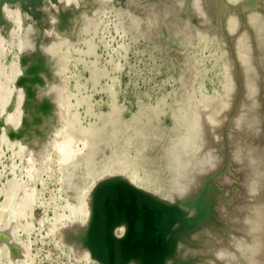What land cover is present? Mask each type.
Segmentation results:
<instances>
[{
	"label": "rangeland",
	"instance_id": "obj_1",
	"mask_svg": "<svg viewBox=\"0 0 264 264\" xmlns=\"http://www.w3.org/2000/svg\"><path fill=\"white\" fill-rule=\"evenodd\" d=\"M151 1L145 0L148 3ZM180 1L184 4L181 5L182 14L179 15L191 19L189 21V18L188 20L185 18L184 21L181 16H175L177 20L180 17L179 26L184 33L173 37L172 33L170 35L167 33L168 30L162 29L160 40L161 44L165 45L163 47L154 35L162 24L144 15L142 3L136 5L133 2L127 6L122 0H0V35L3 38L8 39L14 29L19 32L17 25L5 18V3L11 10H18L21 17L22 34L19 35L20 42H17L20 45L22 43L23 49L19 51L17 47L11 49L6 45L8 51L5 49V53L8 56L5 60L7 63L5 61L4 63L8 65L13 60L21 66L22 76L16 81L15 87L24 91L20 105L22 117L17 128L13 129L11 124L5 123L10 129H7L5 143L0 148V191L10 190L6 185L10 180L13 181L12 173H15V178L24 182L27 188L24 192L26 200L32 203L33 208L35 206L32 217H29V210L26 209L27 213H23V221L21 220V228L29 226V229L24 228L28 236L23 235V239L26 240L28 237L30 245L25 261L19 264H107L105 259L95 258L96 256L89 252L86 241L76 246L66 243L61 238L62 223H59L61 219H58L64 217L63 215H72L71 209L77 211V208L86 201L89 206L93 205L90 203H94L95 200L91 198H95L91 192L92 182L101 176L111 174H116L120 178L134 176L146 187L156 189L159 187L158 189L164 191L166 185H171L169 190L171 195L176 197L175 202L180 205L182 215L180 217L183 221H180L182 219L179 217L174 223L176 251L172 253L174 255L170 264H233V260L237 259L239 260L237 264H249L245 260V256L248 255L246 247L248 245L251 247L254 242L251 243L246 237L247 232L255 230L256 225L253 226L254 229L248 225H251L249 222L257 221V213L246 211L247 213L238 217L236 222L234 221L236 216L232 214L236 215L237 211H234L235 207L232 204L227 203L225 209L231 210L227 209L229 213L225 209V212L223 211L228 217L225 215L226 217L220 219L222 225H226L219 227L225 230L220 232L221 236L218 232L221 229L218 228V233L215 232L217 227L210 222H205L204 226L201 211L188 204L190 198L213 199L216 194L214 189L224 190L228 185L222 184L221 181L227 180L229 184L230 180L232 181L227 175L229 178L226 177L225 180L215 179V183H210V172L215 171L214 166L217 167L219 164L216 163L218 158L224 154L223 151L220 153L221 149L216 146V142L219 145L223 140L214 139L212 143H215V147L213 144H211L213 147L206 145L202 129L208 124L205 121L210 118L208 115L214 114L218 110L217 107H220V101L223 102L225 96L228 98L230 94L231 78L228 66L233 59L230 54L234 48L231 46V40L243 32L239 29L241 22L236 31L228 29L223 13L221 11L219 13V10L224 9L216 0L209 1L217 3L211 7L217 10V23L222 20L220 26L208 15L209 12L216 11L214 8L207 11L209 10L205 8L207 4L203 8L204 4L200 3L198 10L201 9L199 7L202 9L199 12L204 13L206 10L205 14L208 12L206 14L208 17H202L204 14L199 17L198 10L195 11L197 15H194L193 10H189L191 0ZM236 1L238 2L233 3L238 5L241 0ZM94 10H98L95 15ZM233 10L237 11L236 6ZM189 11L193 13L190 15ZM191 16L195 19L198 16L199 20H202L201 24L197 23L198 18L195 20ZM192 19L196 23L191 21ZM188 22L193 24V27L188 29L189 33ZM211 23L210 29L215 28V34L209 36L210 30L205 29ZM202 26H205V29ZM231 31L235 33L230 35ZM243 35L240 34L239 37L243 38ZM225 52L229 55L224 56L227 54ZM224 58H228L229 63L224 61ZM22 78L24 82H21ZM43 101L48 105L46 111L41 108ZM202 113L207 116H203ZM200 115L202 118L206 117L203 119L205 125L202 124ZM38 125L42 126L39 128ZM13 133L17 135L13 136ZM15 139L16 141H13ZM69 141L70 143L74 141L70 144L72 147ZM64 142H68L69 148L65 149ZM75 143L84 148L82 152H74ZM242 143L238 146H244L242 149L245 154L247 147ZM227 144L229 145L225 143L224 146L228 147ZM166 146L169 147V155L164 156L169 167H165L171 170L160 169L153 158L155 152L164 153ZM238 146L232 144L233 148H228L230 152L228 154L232 156L235 149L241 150ZM65 150L70 159L61 154ZM216 150L219 151L218 154ZM204 152L208 153V158H205ZM236 152L233 154L235 156H232L233 160L241 159L242 152L239 151L237 154ZM14 167L16 168L13 169ZM167 170L171 171L169 175ZM166 175L169 177H165ZM206 180H210L209 183ZM76 184L81 187L77 189L78 195L74 196L70 190L74 189ZM202 185L204 190L201 188ZM209 186L212 190H206ZM229 193L231 194V191ZM1 194L0 203H4L5 197ZM211 205L213 204L210 203ZM243 216L246 221H243L245 220ZM224 219H228V225ZM242 237L245 238L243 244ZM0 254V264H9L8 260L3 258L2 252ZM115 261V264H122L118 253ZM128 264L140 263L130 261Z\"/></svg>",
	"mask_w": 264,
	"mask_h": 264
},
{
	"label": "bare ground",
	"instance_id": "obj_2",
	"mask_svg": "<svg viewBox=\"0 0 264 264\" xmlns=\"http://www.w3.org/2000/svg\"><path fill=\"white\" fill-rule=\"evenodd\" d=\"M213 1L208 0V2L206 1L207 2L206 3L205 0H191V4L189 3L191 9H189V10H193L194 15L195 14L197 15V12H195V11L198 10V6L201 3L202 5L204 4L203 8L207 4V6L205 7L207 9L209 8V10H207V11H212V10H210V8L211 9L214 8V7H211V5L214 4V2H215V1L214 2ZM216 1H218L219 6L222 7V9H224L223 11L219 10V13H220V11L223 13L228 29H230L232 31H236L237 27L239 26V22H241L240 23L241 25L242 24L244 25V27L242 25L243 28L241 27V25H240V28L238 27L239 29H241L243 31V32H241L239 30L241 32L240 33L241 35L244 34L243 38H241L242 36L239 37L240 34L237 35V33H236V35L238 36V39H237L236 35H233V36H236L235 39L230 38V39H232L231 40L232 41L231 46L232 47L234 46V48H232L233 50L230 49V50H232L230 56H232L233 59L230 58V59H232L230 64H229L230 66L227 65L230 68V70H229L230 71V77L229 78H231V80H230L231 88L229 87L230 88V92H229L230 94H229L228 98H227V96L224 95L226 99H223L224 100L223 102L220 101V107H217L218 110L215 109L216 114L211 113V115H208V116H210V118L208 117L207 120H205V121H207L208 124L206 123L207 124L206 128L203 126L204 130L202 129V133H203V136L205 139L204 143L206 145L209 144L210 147H213L215 143L213 144L212 142H214L216 139L222 138L221 140H223V143L219 142V145H218V142H216V146H218L221 149L220 153H221V151H223L224 154L221 155L220 158H218V162H216V163H219V164L217 167L214 166L215 171L212 170V172H210V175H209V179L211 180L210 183H213V182L215 183V181H214L215 179L217 181L223 180V179L225 180L227 175H229V177L232 179V181L229 179L231 182L230 184L228 183L229 181L227 182V180H225L224 182L221 181L222 184L226 183L225 185L228 184L229 186L227 185L226 187H224V190H218L217 191L214 189L213 191H216V194H215V197L213 199H209V198L207 199L206 198L205 200L204 199H201V200L197 199L196 200L194 198V200H193L190 198L192 201L189 199L188 204L190 206L192 205L193 207H197L201 211L200 215L203 216V225L205 222H208V223L210 222V224H212L213 226L215 224V226L217 227L216 228L217 230L214 228L216 230L215 232H217L219 229H221L219 227H221L220 225H222V222H221V220L223 219L222 217L223 216L228 217V215L226 213H223V211L225 209V205L227 206V203L232 204L235 207L234 211H237L236 215L232 211L234 213V215L232 214V216H236V218L234 219V221L236 220V222H237L238 217H240V216L242 217L243 213H247L246 211H251V213L254 212L253 214L257 213L256 215L258 218L256 219L255 215H254L255 218L253 217L257 221L249 222V223H251V225L250 224L248 225L249 227L251 226L252 229H254V227L256 225L255 230H251V232H250V230H248L250 233L247 232L248 235L246 234L247 235L246 238L249 239L251 241V243L252 242H254V243H252V244L250 243L251 247L249 245L246 247V249H247L246 252H248V255L245 256V260L247 262L245 260H243V261H245L246 263H249V264H264V0H241L238 5L233 3V2H235V3L238 2L236 0H216ZM133 2L135 4L139 3L140 5L142 3V5L144 7V8L143 7L142 8L145 10L144 15L148 19H153V20L159 21L160 24H162V26H166L165 28H162V26L158 27V30L156 32L153 30L155 32V33L153 32L154 35H156L155 38L157 39L159 44H161L160 35H161V31H163L162 29L168 30L169 32H167V33H169V35H170V33H172L173 37H175V35L184 33L183 30L181 31L180 26H179V24H180L179 18L180 17L178 18V20L175 17L177 15L181 16L179 14H182L181 11L183 9L182 8L183 6H181V5L184 4V3L183 4L181 3L182 1H180V0H152L151 2L148 3V2H145V0H122V3H124L127 6ZM209 3H210V6H209ZM216 4L217 3H215L214 5H216ZM6 5H7V3H5V18L7 20L8 19L11 20L15 25H17L20 33L17 31V29H14L12 31V33L9 35L8 39H5L0 35V148H1L2 144L5 143L4 142L5 133H6L7 129L9 128V126H8V128L5 126V123L11 124L13 126V129H16L20 120H21L22 116H21V111H20V105L22 103L21 102L22 96L24 94V91L21 88H19L17 86L15 87L16 81L18 80L19 77L22 76L21 75V66L16 61H13V60L11 61L10 64H8V65L5 64V63H7L5 60L8 56L7 53H5V51H6L5 49L8 48V47L6 48V45L10 46L11 49H12V47H17L19 49V51H22V49H23L22 43L20 45V43L18 44V42H17V41L20 42V36L19 35L22 34V32H21V30H22L21 29V19H20L21 17H20L19 11L18 10H11ZM233 6L234 7L236 6L237 11L233 10L234 9ZM199 8L202 9V7H199ZM201 9H199V10H201ZM218 9H219V7H218ZM98 10H94L95 13L93 12L94 13L93 15H95ZM199 10H198V12H199ZM204 10H203V12H204ZM225 10H226V12H225ZM233 11H235V12H233ZM186 12H188V10H186ZM189 12H190L189 14L191 15L192 11H189ZM205 12H206V10H205ZM205 12L202 13L200 11L199 12L200 14L198 13V16L201 14L202 15L204 14L202 17L206 16V14H208V12L206 14H205ZM209 13L210 14H208V15H210V17L212 19H214V21H216L214 23L219 25V23L222 20H220L219 23H217V17H218L216 14L217 10L216 11L213 10L212 12H209ZM86 14H88V11L86 12ZM187 15H188V13H187ZM198 16L196 17V19L198 18ZM194 17H192V18L195 19ZM206 17H208V16H206ZM182 18L185 21L186 17H182ZM188 18H186V19L188 20ZM224 18H218V20L224 19ZM190 19L191 18H189V21H190ZM193 19L191 21L195 22L196 19L195 20H193ZM187 20H186V22H187ZM203 20H205V19H203ZM235 20H238V21L235 22ZM65 21H67V20H65ZM74 21H77V20H74ZM196 21H197V23L201 24L200 22L202 20L201 19L199 20V18H198ZM70 22H72V21H70ZM208 22H210V21H208ZM204 24H205V22H204ZM216 24H214V25L217 26ZM232 24H234V25L232 26ZM190 25H192V26H190ZM187 26H188V28H187ZM187 26H186V28L188 31V29H191V27H193V24L191 22L190 23L188 22ZM207 26L208 27L210 26L209 29H207L208 27L205 29V26H202V27H204L205 30H210L209 32L211 34L209 36H211L212 34H215V31H214L215 28L213 30L210 29L212 27V23L210 25H207ZM23 29H24V27H23ZM25 30H24V33H26ZM201 30H202V28H201ZM220 30L221 29H219V31ZM188 33H189V31H188ZM234 33L235 32H232L230 35H232ZM227 35H229V34H227ZM28 36H30V35H28ZM190 36H191V34H190ZM195 36H193V37H195ZM185 38H187V36ZM239 38H241V40ZM191 39H193V38H191ZM233 40H236V41H233ZM227 41H229V40H227ZM161 46H163V45L161 44ZM7 51H8V49H7ZM27 51H28V49H27ZM226 51H228V50H226ZM225 53H227V52H225ZM225 55H229V53L224 54V56ZM40 57H42V56H40ZM40 57H38V58L40 59ZM35 59H36V57H35ZM227 59H225L224 61L229 63V61ZM4 61H5V63H4ZM37 61L39 62V60H37ZM40 61L42 62L41 59H40ZM39 75H40V73H39ZM22 81L24 82V78H22L21 82ZM40 91H42V90H40ZM37 95H38V92H37ZM205 102H207V101H205ZM47 106H48L47 103L43 101L41 104L42 110L46 111ZM209 106H211V105H209ZM206 109H207V107H206ZM50 113H51V111H50ZM32 114H33V112H32ZM201 116L202 115H200L199 117H200V119H202L201 120L202 124L204 123L203 125H205V122L203 121V119H205L206 117L205 118H202V117L207 116V115L203 114V116L202 117ZM48 117H49V115H48ZM48 117H46V119H48ZM42 122H43V120H42ZM28 124H30V123H28ZM43 124H44V122H43ZM26 127H25V129H26ZM38 127H39V125H38ZM199 127H201V126H199ZM27 130H29V129H27ZM43 131H44V129H43ZM43 134H45V133H43ZM15 135H17V134L13 133V136H15ZM47 136H48V134H47ZM168 136H167V138H168ZM202 139H203V137H202ZM73 140H75V139H73ZM13 141H16V139ZM71 141H72V139H71ZM71 141H69V145L74 143V141H73V143H70ZM242 142L247 147V151L245 154H243V149H242V147H244V146H241V147L238 146V144H240ZM225 143H229V145L227 144L228 147L224 146ZM46 144H48V143L46 142ZM63 144H66L65 149L69 148L68 142H66V143L64 142ZM201 144H202V142H201ZM211 144H213V146H211ZM232 144H233V146L237 145L238 148H241L242 151L239 149H235V151H234V153L236 152V150H237V152H239V151L242 152V153H240L243 155V157H241V159H238V160L234 159L233 160L232 156H235V155H233L234 153L232 151H231L233 153V154L231 153L232 156L229 155L230 154L229 149L232 147ZM84 145H83V147H84ZM18 146L20 148H22L20 145H18ZM75 146H76V150L73 149V151L75 150L74 152H82L84 149L80 145H76V143H75ZM19 147H18V149L20 151L21 149ZM70 147H72V146L70 145ZM60 148H61V150H63V147L60 146ZM164 148H167V146ZM168 148L164 150V153L152 152V153H154L153 158L155 159V160L154 159H152V160L156 161V163L158 164L157 166L160 169L165 168V170H166V169H168L167 167H169V166H167L169 164L166 163L167 161H166V157H165L168 154ZM61 150H59V151H61ZM69 150L71 153L72 148ZM65 152H67V151L65 150L64 153L61 152V154L66 155L67 153L65 154ZM74 152H73V155H74ZM216 152L218 154L219 151L216 150ZM228 152H229V154H228ZM237 152H236V154H237ZM2 153H3V151H2ZM70 153H68V154L70 155ZM207 154L205 153V158L207 157ZM240 154H238V155H240ZM73 155H72V157H73ZM0 158H1V151H0ZM67 158L70 159V157H68V156H67ZM151 158L152 157H150V159ZM238 158H240V157H238ZM202 164L204 165V163H202ZM165 166H167V167H165ZM15 168L16 167H14L13 169H15ZM202 168H203V166H202ZM214 168H212V169H214ZM168 170H171V168ZM15 172H16V170H15ZM170 172L171 171H168V175L170 174ZM174 172L175 171H173V173ZM12 174L14 175L13 177L15 178V173H12ZM168 175H166L165 177H167ZM229 177H227V178H229ZM14 178H13V181L10 180V182H7L8 185H6L7 188L10 189L9 190L10 192L8 190L3 191L2 189H1L2 192L0 191V193H2L1 195L3 197H5V202L0 203V252H2V254L4 256V257L3 256L2 257L5 258V260H8L7 262H9V264L21 263V261L24 260V258L26 257V255L28 253L29 245H30L29 239H28V237L26 238V240L23 239V235L28 236L26 233L27 231L25 232V230H24L25 227H22L23 228L22 229L20 226H22L21 220L23 219V215H24L23 213H27L26 209L29 210V214H30L29 217H32V212L35 208V206H34V208L32 207V203H30L28 199L26 200L27 196L26 197L24 196L26 194V193L24 194V192L27 191L26 190L27 188H26L24 182H21V180L16 179V178L14 179ZM204 179H206V178H204ZM233 179H234V181H233ZM172 180H173V178H172ZM210 180H206V181L209 183ZM143 181H145V180H143ZM93 182H92V186H91V189H92L91 192L94 194L95 198L94 197H91V198H93L95 200H93L94 203L90 202V200H89V202L92 203L93 205L89 206L87 204L88 201H86L87 203L85 202V204H81L77 208V211H75L76 209L75 210L73 209L74 210V212H73V210L71 209L72 215H69V216L63 215L64 217H61L58 219V220L61 219L58 222L62 223L61 229L63 230L62 231L63 233H62L61 238H63V240L66 243H69V244L71 243L70 245L73 244L74 246H76L77 244H82L83 241H86V243L88 244L87 249L89 250V252L93 256H97V254L100 250L101 242H100L99 233H97V231H96V222H95V215H94L95 210H96V205L97 204H104V205L108 206V208L112 207L113 208L112 211H113L114 216L121 215L123 213V208L125 207L124 212L126 215H128L129 223L127 225L125 221H121L118 225L113 227V235L115 237V240H117V241L122 240V246L123 245L125 246L126 253L127 252H132V253L140 252V256L144 260L149 262L150 264H168V262L170 264L171 257H172V255H174L172 253H175L173 251L176 248V245H175L176 238H174V227H175L174 222L181 215V212H180L181 209L179 208L180 205L178 206V203L175 202L176 197L171 195V193H170L169 188L171 187V185L170 186L166 185L167 188L165 187L166 190L164 191V190L158 189L159 187L157 189L154 187L153 188L148 187V186L146 187V185H143L144 183H142V181L139 182L134 176L133 177L128 176L125 178H120L116 174L101 176L99 179H97L94 182V184H93ZM123 182L128 183L130 186L135 188L142 195H139V194L134 193V192H130V190H128L127 188H124L122 186H117ZM26 183H28V181ZM77 184H79V183L77 182ZM169 184H171V183H169ZM76 185H75V187H73L74 189L70 190L71 194H74V196L77 194V192L79 193V190L77 191V189L79 187H81L79 185H77L78 186L77 187ZM196 185H197V183H196ZM203 185H205V184H203ZM203 185L201 187L202 189L204 187ZM3 186H5V185H3ZM193 187H195V185ZM205 187H206V185H205ZM163 188H164V186H163ZM229 189H231V190H229ZM31 190H33V188H31ZM206 190H212V189H210V186H209V189H206ZM230 191H231L232 195L229 193ZM91 192H90V195H91ZM200 193H201V191H200ZM93 194L91 196H93ZM32 195L33 194H31V196ZM227 195L230 197L228 198ZM28 203H30L29 204L30 209L27 208ZM210 203L213 205L210 206ZM182 205H184V204H182ZM76 206H77V204H76ZM227 209H225V210H227ZM24 210H25V212H24ZM228 210H231V208H229ZM228 210H227V212L229 213ZM253 214H251V215H253ZM230 216H231V214H230ZM27 217H28V215L26 216V219H27ZM245 217L248 218L246 215H245ZM231 218L232 217H230V219H229L230 221H231ZM246 218L243 221H246ZM28 219H31V218H28ZM179 219H182L180 221H183L182 217H180ZM250 219L252 220L251 217H250ZM24 220H25V218H24ZM227 220H225V221L228 225ZM229 223L231 224V222H229ZM176 225H178V222ZM205 225H206V223H205ZM223 225H222V227H223ZM242 225H240V226H242ZM245 225L247 226V224H245ZM195 226H196V224H195ZM209 226H211V225H209ZM224 226L226 227V225H224ZM236 226H237V224H236ZM26 228L29 229V226ZM229 228H231V226ZM204 229H206V227ZM233 230H234V228H233ZM60 231H59V233H61ZM209 231H210V229H209ZM222 231H223L222 229H221V231L219 230L218 231L219 234ZM223 232H225V230ZM200 233L202 234V232H200ZM205 233H207V232H205ZM210 233H211V231H210ZM240 233H241V229H240ZM217 235L218 234H216V236ZM243 235H244V233H243ZM260 237H262L261 241L259 240ZM243 238L244 237H242V240H243ZM215 239L217 241V238H215ZM219 242L220 241H218V243ZM243 242H244V240L242 241V244H243ZM245 242H246V240H245ZM241 248H243V247H241ZM244 252H245V250H244ZM168 253H170V256L168 255ZM240 253H242V252L240 251ZM215 255H217V257H219L218 254H215ZM233 257H235V256H233ZM241 258H243V257H241ZM0 260H1V258H0ZM183 260H184V258H183ZM134 261L135 260H132V262H134ZM237 261L239 262L238 259H237ZM237 261L233 260V262L235 264H237L236 263Z\"/></svg>",
	"mask_w": 264,
	"mask_h": 264
},
{
	"label": "water",
	"instance_id": "obj_3",
	"mask_svg": "<svg viewBox=\"0 0 264 264\" xmlns=\"http://www.w3.org/2000/svg\"><path fill=\"white\" fill-rule=\"evenodd\" d=\"M117 186H122L130 190V192L142 195L128 183L123 182ZM124 208L121 215L114 216L112 207L108 208V206L104 204L96 205L94 215L96 222V231L100 234L101 245L100 250L95 258L105 259L107 264H115V256L116 253H118V257L121 259L122 264H128L132 260H135L140 264H150L140 256V252L126 253L125 246H122V240H115V237L113 235V227L118 225L121 221H125L127 225L129 223L128 215L125 214ZM176 221L177 219L175 220V222ZM168 255L170 256V253H168Z\"/></svg>",
	"mask_w": 264,
	"mask_h": 264
}]
</instances>
